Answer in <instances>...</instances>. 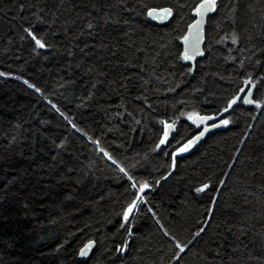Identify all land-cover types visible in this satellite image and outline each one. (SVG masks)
I'll list each match as a JSON object with an SVG mask.
<instances>
[{
  "label": "trees",
  "instance_id": "obj_1",
  "mask_svg": "<svg viewBox=\"0 0 264 264\" xmlns=\"http://www.w3.org/2000/svg\"><path fill=\"white\" fill-rule=\"evenodd\" d=\"M199 2L0 0V264H264V0H217L186 61ZM188 113L229 123L173 158L199 132ZM161 121L175 130L157 148Z\"/></svg>",
  "mask_w": 264,
  "mask_h": 264
},
{
  "label": "snow or ice",
  "instance_id": "obj_2",
  "mask_svg": "<svg viewBox=\"0 0 264 264\" xmlns=\"http://www.w3.org/2000/svg\"><path fill=\"white\" fill-rule=\"evenodd\" d=\"M29 8L31 7H35L34 5H29L28 6ZM218 7V4H217V0H200V2L198 4H196V6L192 9V11L196 14L197 16V19L193 21L192 24H189L188 25V28H189V34H191L192 30L195 29V32H196V37H197V44L199 43V40L201 38H203V29L201 27V25H203L204 23V15L205 13H210V12H214ZM20 8L21 10H23L25 8V5L22 3L20 5ZM40 14L39 16L37 14ZM54 14V13H53ZM32 15L34 17H37V20L38 22L40 23H46V20H44L42 17H43V9H40V8H37V11L36 12H33ZM148 15L151 16L153 19H158V20H166L168 19L169 16L172 15V9L171 8H165V9H160L159 12H157L156 10L154 9H150L149 12H148ZM87 27L89 29L93 28V25L92 24H88ZM23 31L25 33H27V35L29 37H31V40L35 41V45L39 48H45V47H51V45H48L46 44V42L44 41L43 38H37V36L35 35V30L32 29L31 27H27V28H24ZM183 39L185 40V42L187 43L188 39H189V36L188 35H185L183 37ZM233 42L235 43L236 42V38L233 37ZM33 51H35V49H33ZM72 53L69 52V55H71ZM182 56V59L183 60H191L193 59V56L189 54V51L188 49L186 48L185 51L181 54ZM189 72L192 71L191 68L188 69ZM0 75H5L4 73H0ZM25 83H27V81H25ZM245 83H255V81H252V80H245ZM29 87H34L33 85H29ZM36 91H40L39 88L36 89ZM241 91H245L244 89H241ZM248 93H252V89L249 88L246 90ZM91 94V93H90ZM239 95V93H237V96ZM236 97H233L232 100H229L228 101V104H229V107L232 106V104L234 103ZM244 103L246 104H256L257 106H259V101L257 100H253V99H250L249 96H245L244 97ZM57 111H59V109H57ZM183 115V113H182ZM188 119L189 120H192L193 123H201L202 121H205V120H210L211 117H208V116H199L195 113H188ZM160 123L163 124V134L162 136L160 137V140H159V143L156 145L157 148H159L161 145L165 144V142L168 140V137H169V134H170V131L175 128V122H173L172 124H169L165 121H161ZM229 123L228 120H221L220 121V124H223V125H227ZM217 125L216 124H208L205 126L204 128V131H201L199 132V135L198 136H193L192 139L188 140L186 144H184L182 147H177L176 150L172 153V156L173 158L176 157L177 153H183V152H186L189 148L192 147V145L201 137L204 135V132L208 130L209 127H216ZM73 127H75V125H73ZM103 151V150H102ZM105 156L108 157V159H112V157L108 154V153H104ZM115 163V161H113ZM173 167L175 166V161L173 160ZM120 171L123 172L125 174V176H127V179L128 181H135V178L128 174V172L125 171V169L123 167L120 168ZM157 183H159V181H157ZM221 184L224 183L223 180L220 181ZM130 187L132 189H135V197L136 198H133L128 204L126 207L123 208V212H122V215H123V219L125 221L129 220L130 219V214L133 212L134 209H136L139 205V201L143 199V196L141 195V193L144 192L145 189L149 188L150 185L147 181H140V182H132ZM209 187V185L207 183L205 184H202L200 187H197L195 189L196 192H202L204 191L205 189H207ZM215 199V197L213 198ZM211 211V209H210ZM204 223H207V221H204ZM121 228H128V233L127 235H131V228L129 225H126V224H121L120 225ZM204 229L201 228L199 230V232L197 233H194V235H199L200 232H203ZM165 235H168L167 232H165ZM191 243V242H189ZM92 244H93V241H89L87 244L84 245L83 248L80 249V252H79V255L81 256H86L88 255V250L89 248L92 247ZM127 244H128V241L127 239L124 240V245L123 246H117V251L118 252H123L125 251V248L127 247ZM188 247V245H181L180 243H177L176 244V248L179 249V252L176 253V256L172 257V259H176V257H178L182 252H184L186 250V248Z\"/></svg>",
  "mask_w": 264,
  "mask_h": 264
},
{
  "label": "water",
  "instance_id": "obj_3",
  "mask_svg": "<svg viewBox=\"0 0 264 264\" xmlns=\"http://www.w3.org/2000/svg\"><path fill=\"white\" fill-rule=\"evenodd\" d=\"M165 8H169V7H167V6H165V7H159V8H150V9H154V10H156L157 12H159V10L160 9H165ZM149 9V10H150ZM149 10L147 11V17H148V19L149 20H151V21H153V22H155V23H157V24H165V23H167L170 19H171V17H172V15H173V12H172V15L171 16H169L168 17V19H166V20H158V19H153L151 16H149L148 15V12H149ZM212 14V12H210V13H205V15H204V17H203V19H204V23H203V25H201V27H202V29H203V38H201L200 40H199V43L197 44V37H196V32H195V29H193L192 30V32H191V34H189V28L187 27V30H186V35H188L189 36V39H188V41H187V43L185 42V40L183 39V41H182V46H183V50L185 51V49L187 48L188 49V51H189V54L190 55H192L193 57H196L197 55H198V53H200L201 51H202V46H203V39H204V35H205V26H206V23H207V18L209 17V15H211ZM197 19V16H196V14L194 15V19H193V21L194 20H196ZM193 21L190 23V24H192L193 23ZM263 72H264V67H263ZM246 88V85H244V87L242 88V89H245ZM240 94H242V91H240V93H239V95L238 96H240ZM220 117H221V115L219 114L215 119H210V120H205V121H202L201 123H194L195 125H197V126H200V125H202V128L200 129V131L199 132H201V131H204V128H205V126L206 125H208V124H216L217 126L216 127H209L208 128V130L207 131H205L204 132V135H206V134H208V133H210V132H213V131H216V130H219L220 128H222L224 125L223 124H220V121L221 120H223V119H220ZM191 122H193L192 120H191ZM169 124H172V123H169ZM175 130V128H173L171 131H170V133L171 132H173ZM199 132H197L196 134H194L193 136H198L199 135ZM203 135V136H204ZM193 136H191L189 139H187L186 141H183V143L182 144H180L179 145V147H182L184 144H186L187 143V141L188 140H190V139H192V137ZM203 136H201L193 145H192V147L191 148H189L186 152H183V153H177V155H186L187 153H190L201 141L200 140H202V138H203ZM176 155V156H177ZM90 241H93V240H90ZM89 242V241H88ZM88 242H86V244L88 243ZM94 241H93V244H92V247L91 248H89V250H88V255L90 254V252L92 251V249L94 248ZM85 245V244H84ZM84 245H82V247L81 248H83L84 247ZM80 248V249H81ZM79 252H80V250H79ZM79 252H78V257L79 258H86L88 255H86V256H81V255H79Z\"/></svg>",
  "mask_w": 264,
  "mask_h": 264
},
{
  "label": "flooded vegetation",
  "instance_id": "obj_4",
  "mask_svg": "<svg viewBox=\"0 0 264 264\" xmlns=\"http://www.w3.org/2000/svg\"><path fill=\"white\" fill-rule=\"evenodd\" d=\"M249 86H250L249 88L252 89V85H249ZM249 88H248V89H249ZM244 90H247V86H246V88H245ZM243 92H245V93H244V96H243V98H242V102H243V103H244V97H245L246 95L249 96L250 99H252L253 92H252V93H248L247 91H243ZM243 92H242V93H243ZM197 128H199V131H200V129L202 128V125L197 126Z\"/></svg>",
  "mask_w": 264,
  "mask_h": 264
}]
</instances>
